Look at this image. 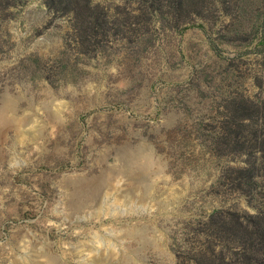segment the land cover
<instances>
[{"label": "rangeland", "instance_id": "rangeland-1", "mask_svg": "<svg viewBox=\"0 0 264 264\" xmlns=\"http://www.w3.org/2000/svg\"><path fill=\"white\" fill-rule=\"evenodd\" d=\"M91 1L83 41L44 0L0 4V264H197L213 209L255 211L231 181L250 133L227 123L264 106L262 30Z\"/></svg>", "mask_w": 264, "mask_h": 264}, {"label": "trees", "instance_id": "trees-1", "mask_svg": "<svg viewBox=\"0 0 264 264\" xmlns=\"http://www.w3.org/2000/svg\"><path fill=\"white\" fill-rule=\"evenodd\" d=\"M154 17L164 22H189L191 16L208 15L211 7H221L228 14L229 7H236L241 14L240 23L233 27L235 37L245 30H262L260 44L264 46L263 14L255 9L264 7V0H138ZM47 8L60 15H68L80 40H89L104 27L105 19L98 5L91 0H44ZM14 5L17 0H0V4ZM8 7H0V12ZM202 28L201 24H197ZM260 35V33H259ZM249 110V111H248ZM243 114L244 112H247ZM247 118L244 125L241 120ZM227 138L234 146H245L244 130L250 133L245 147L246 162L231 168L233 188L254 199L255 211L248 213L236 208H215L208 217L210 234L207 245L211 246L198 259L197 264H264V106L248 108L237 106L232 110ZM242 137L244 139H242ZM243 140L242 143L240 140ZM249 148V150H247Z\"/></svg>", "mask_w": 264, "mask_h": 264}]
</instances>
